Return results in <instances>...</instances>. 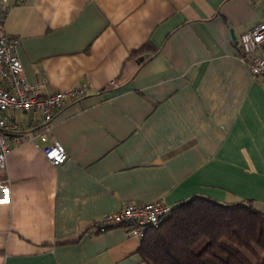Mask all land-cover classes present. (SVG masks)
<instances>
[{
	"label": "crops",
	"instance_id": "obj_1",
	"mask_svg": "<svg viewBox=\"0 0 264 264\" xmlns=\"http://www.w3.org/2000/svg\"><path fill=\"white\" fill-rule=\"evenodd\" d=\"M10 4L26 80L88 90L53 116L49 139L68 152L59 165L40 138L16 140L43 128L40 114L8 112L23 127L8 132L0 264H146L138 237L93 226L130 202L203 195L264 213V75L238 41L264 20L260 0Z\"/></svg>",
	"mask_w": 264,
	"mask_h": 264
},
{
	"label": "built area",
	"instance_id": "obj_2",
	"mask_svg": "<svg viewBox=\"0 0 264 264\" xmlns=\"http://www.w3.org/2000/svg\"><path fill=\"white\" fill-rule=\"evenodd\" d=\"M264 7V0H260ZM10 0H0V186L8 181L2 171L6 168L7 155L11 150L10 131L22 129L19 121L11 120L8 112L25 111L40 114L43 128L30 135L22 134L18 142L40 138L44 157L53 165L68 159V152L57 139H49L54 114L71 101L86 95L87 82L62 91H48L46 80L29 83L23 73L18 56L19 39L5 31V20L10 9ZM240 57L248 65L251 74L258 78L264 75V20L251 26L239 37ZM114 84V81L111 82ZM172 205L164 199L149 203L130 202L116 211L106 212L95 219L98 230L122 227L128 235L141 239L148 227H158L170 213Z\"/></svg>",
	"mask_w": 264,
	"mask_h": 264
},
{
	"label": "trees",
	"instance_id": "obj_3",
	"mask_svg": "<svg viewBox=\"0 0 264 264\" xmlns=\"http://www.w3.org/2000/svg\"><path fill=\"white\" fill-rule=\"evenodd\" d=\"M140 241L146 264H264V213L252 200L195 195L172 206Z\"/></svg>",
	"mask_w": 264,
	"mask_h": 264
},
{
	"label": "water",
	"instance_id": "obj_4",
	"mask_svg": "<svg viewBox=\"0 0 264 264\" xmlns=\"http://www.w3.org/2000/svg\"><path fill=\"white\" fill-rule=\"evenodd\" d=\"M143 58H144V56H141V57H140V60H143Z\"/></svg>",
	"mask_w": 264,
	"mask_h": 264
}]
</instances>
